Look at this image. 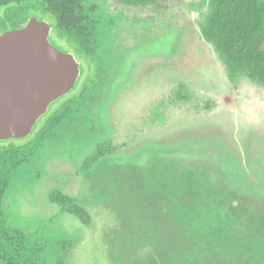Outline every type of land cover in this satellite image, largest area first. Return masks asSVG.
Segmentation results:
<instances>
[{"label":"rangeland","instance_id":"obj_1","mask_svg":"<svg viewBox=\"0 0 264 264\" xmlns=\"http://www.w3.org/2000/svg\"><path fill=\"white\" fill-rule=\"evenodd\" d=\"M100 5L102 36L93 57L58 32L55 17L41 0L0 6V21L6 14L15 17L0 23V33L35 16L50 25L49 41L73 54L79 64L74 88L48 106L28 136L0 140V146L29 140L68 100L79 102L78 123L67 124L38 155L39 175L12 184L3 200L11 225L46 242L48 264H147L142 251L134 254L130 246H117L130 243L125 217H131L130 209H147V190L159 167L175 162V141L181 136L209 147L218 140L242 179L256 182L246 165L248 156L264 163V87L246 76L230 79L211 44L201 37L199 23L207 0H168L161 7H134L117 0ZM83 87L89 92L80 98ZM103 139L114 151L94 170L114 172L82 171V159ZM123 164L128 170L121 176L115 170ZM137 172L143 174L140 190L145 194L132 182ZM55 190L83 203L90 223L83 224L53 202L49 195Z\"/></svg>","mask_w":264,"mask_h":264},{"label":"trees","instance_id":"obj_2","mask_svg":"<svg viewBox=\"0 0 264 264\" xmlns=\"http://www.w3.org/2000/svg\"><path fill=\"white\" fill-rule=\"evenodd\" d=\"M14 1L18 0H0V6ZM41 1L55 17L60 34L72 38L85 55H96L102 36L100 3L104 0ZM117 1L134 7H161L168 0ZM207 4L199 23L200 35L217 53L227 76H246L264 87V0H207ZM5 19L15 21L14 15L6 14L0 23ZM26 21L23 18L18 27ZM88 92L83 87L79 97ZM78 105L68 100L45 119L33 138L0 146V264H48L46 242L11 225L3 200L12 184L39 175L38 155L67 124L78 123L82 111ZM180 139L175 141V162L160 166L151 190H147V209L129 208L132 222L125 220L130 243H121L117 249L130 246L134 254L142 251L147 264H264V163L248 156L246 165L256 178L252 182L238 176L239 168L218 140L209 147L188 135ZM113 151L107 139L97 142L82 159L80 169L88 174L114 172L106 167L94 170ZM210 155L212 165L207 163ZM122 170L127 171L128 166L120 165L115 171L123 176ZM142 173H135L132 182L138 193L145 194L140 190ZM49 196L83 224L90 223L89 212L76 197L60 190Z\"/></svg>","mask_w":264,"mask_h":264},{"label":"water","instance_id":"obj_3","mask_svg":"<svg viewBox=\"0 0 264 264\" xmlns=\"http://www.w3.org/2000/svg\"><path fill=\"white\" fill-rule=\"evenodd\" d=\"M50 28L30 16L0 33V140L28 136L48 106L75 86L79 64L49 41Z\"/></svg>","mask_w":264,"mask_h":264}]
</instances>
